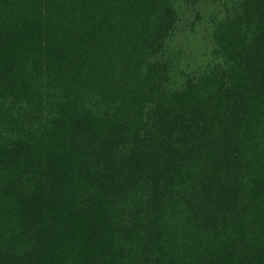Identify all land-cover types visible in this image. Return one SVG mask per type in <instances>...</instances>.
<instances>
[{"label": "trees", "instance_id": "trees-1", "mask_svg": "<svg viewBox=\"0 0 264 264\" xmlns=\"http://www.w3.org/2000/svg\"><path fill=\"white\" fill-rule=\"evenodd\" d=\"M0 264H264V0H0Z\"/></svg>", "mask_w": 264, "mask_h": 264}]
</instances>
